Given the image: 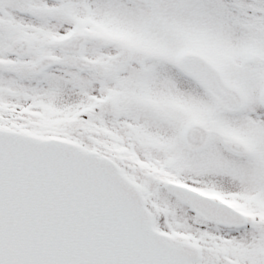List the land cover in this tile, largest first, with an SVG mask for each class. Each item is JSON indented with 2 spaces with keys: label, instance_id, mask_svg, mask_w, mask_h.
Wrapping results in <instances>:
<instances>
[{
  "label": "snow or ice",
  "instance_id": "1",
  "mask_svg": "<svg viewBox=\"0 0 264 264\" xmlns=\"http://www.w3.org/2000/svg\"><path fill=\"white\" fill-rule=\"evenodd\" d=\"M0 264H264V0H0Z\"/></svg>",
  "mask_w": 264,
  "mask_h": 264
}]
</instances>
